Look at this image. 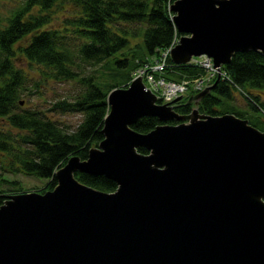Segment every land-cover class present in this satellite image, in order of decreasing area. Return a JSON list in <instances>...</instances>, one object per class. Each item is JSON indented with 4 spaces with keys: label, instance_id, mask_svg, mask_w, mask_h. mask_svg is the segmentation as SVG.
<instances>
[{
    "label": "water",
    "instance_id": "1",
    "mask_svg": "<svg viewBox=\"0 0 264 264\" xmlns=\"http://www.w3.org/2000/svg\"><path fill=\"white\" fill-rule=\"evenodd\" d=\"M170 10L181 33L174 63L264 57V0H174ZM182 98L159 102L142 74L110 90L103 138L87 157L69 156L53 189L11 193L0 205V264H264V130L233 112L180 114ZM144 116L162 123L139 132ZM78 171L117 188L90 186Z\"/></svg>",
    "mask_w": 264,
    "mask_h": 264
},
{
    "label": "trees",
    "instance_id": "2",
    "mask_svg": "<svg viewBox=\"0 0 264 264\" xmlns=\"http://www.w3.org/2000/svg\"><path fill=\"white\" fill-rule=\"evenodd\" d=\"M65 1L73 8L63 28L54 27L52 7ZM173 1L24 0L8 15L0 16V116L18 130L13 134L11 130L0 129V150L11 156L10 169L45 178L40 189L43 192L57 184L55 172L69 156L87 157L89 149L103 138L110 90L127 86L140 68L153 65V57L159 59L161 52L181 35L172 20ZM134 21L146 25L140 29L141 42L132 46L129 30L119 22ZM71 35L78 39V44H72ZM21 61L37 67L36 87L47 80L73 79L82 84L78 93L57 99L49 107V110L80 112L82 119L76 127L62 125L40 108L21 106V94L29 90V77ZM85 64L98 68L85 74ZM223 69L227 77L220 78L198 100L199 111L212 115L233 112L264 130V57L258 51H237ZM146 71L177 82L187 80L189 87V82L204 72L190 62L176 64L170 56L161 70ZM194 92L191 86L176 103L177 112L187 114L192 110L195 102L187 100ZM237 93L245 100L247 109L232 102ZM248 108L258 114L249 115ZM161 123L157 116H144L133 127L148 132ZM138 150L148 152L142 146ZM75 176L101 190L117 188V183L104 175L78 171ZM8 182L18 184L17 180ZM21 191L13 186L0 188V205L8 194Z\"/></svg>",
    "mask_w": 264,
    "mask_h": 264
},
{
    "label": "rangeland",
    "instance_id": "3",
    "mask_svg": "<svg viewBox=\"0 0 264 264\" xmlns=\"http://www.w3.org/2000/svg\"><path fill=\"white\" fill-rule=\"evenodd\" d=\"M24 0H0V16H6L10 13L12 9L19 6ZM73 8V5L67 1L58 2L57 5L52 7V19L51 25L57 28H63L65 25L63 22L70 13V10ZM70 16V15H69ZM68 16V17H69ZM124 28L129 30L127 34L130 39V45L134 46L141 42L142 35H140V29L146 25L142 21L134 22H119ZM72 44H78V39L73 35L70 37ZM162 54V52H161ZM154 63H156V57H153ZM20 65L23 67L24 71L29 77L28 86L29 90L21 94V99H23L22 107H36L40 108L43 111H46L47 114L54 118L55 120L62 123L69 128H74L82 119V114L80 112H64L60 110H49L51 104L57 100L64 97H71L79 92L82 87V84L79 81L69 79L64 81L56 80H47L42 82L38 87L34 86V83L38 81V69L35 66L30 65L27 61H21ZM224 65L218 66L219 73H221ZM98 68V65L85 64L84 73L90 74ZM144 81L146 85L150 88L148 79L144 76ZM123 86V85H121ZM190 91L186 89L185 94ZM156 93V92H155ZM184 95V94H183ZM171 101V100H170ZM169 102V101H167ZM236 105L241 109H247V104L243 97L240 94H236L235 98L232 100ZM165 103V102H163ZM194 106H197L194 104ZM193 106V107H194ZM249 115H256L258 112L248 108ZM262 126V125H260ZM0 129L2 130H11L14 134L18 132L17 129L13 128L7 121L0 116ZM11 156H9L5 151L0 150V188H9V187H19L23 191H40V189L45 185V178L38 176L36 174H27L23 171H17L10 169ZM17 180V185H12L8 181Z\"/></svg>",
    "mask_w": 264,
    "mask_h": 264
},
{
    "label": "built area",
    "instance_id": "4",
    "mask_svg": "<svg viewBox=\"0 0 264 264\" xmlns=\"http://www.w3.org/2000/svg\"><path fill=\"white\" fill-rule=\"evenodd\" d=\"M176 41L177 39H174L172 44L162 52L154 65H147L138 70L139 74L146 76L150 88L156 92L157 98L161 103L170 101L179 94L184 93L188 87V81L184 80L182 82H177L163 77H156L152 71L147 72L146 69L151 68L152 70H161L166 64V58L169 55L171 47ZM189 62L200 66L204 70L202 74L197 76L191 82L192 89L194 91L202 90L205 86L213 83L219 73V68L214 65L213 59L205 54L193 56ZM221 73L224 74V76L221 75V78L227 77L224 69H222Z\"/></svg>",
    "mask_w": 264,
    "mask_h": 264
}]
</instances>
